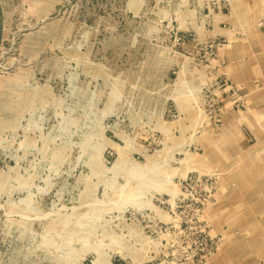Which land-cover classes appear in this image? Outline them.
<instances>
[{
  "label": "rangeland",
  "instance_id": "obj_1",
  "mask_svg": "<svg viewBox=\"0 0 264 264\" xmlns=\"http://www.w3.org/2000/svg\"><path fill=\"white\" fill-rule=\"evenodd\" d=\"M233 1L0 0V264L222 250L207 209L246 166L248 120H264L219 73L249 40L231 36ZM199 174L216 188L198 207L185 179Z\"/></svg>",
  "mask_w": 264,
  "mask_h": 264
},
{
  "label": "crops",
  "instance_id": "obj_2",
  "mask_svg": "<svg viewBox=\"0 0 264 264\" xmlns=\"http://www.w3.org/2000/svg\"><path fill=\"white\" fill-rule=\"evenodd\" d=\"M225 17V16H224ZM230 22L238 31L247 29L248 43L233 44L224 55L219 73L231 74L243 86L253 110L264 111V0H234ZM226 30V29H225ZM227 31V30H226ZM225 35V34H224ZM248 120L255 144L247 149L246 166L237 170L236 181L223 185L207 215L223 238L222 250L208 264H264V120ZM223 230L225 232H223Z\"/></svg>",
  "mask_w": 264,
  "mask_h": 264
},
{
  "label": "built area",
  "instance_id": "obj_3",
  "mask_svg": "<svg viewBox=\"0 0 264 264\" xmlns=\"http://www.w3.org/2000/svg\"><path fill=\"white\" fill-rule=\"evenodd\" d=\"M188 179L195 181L194 191L190 193V199L196 206H202L208 200H211L212 195L214 196L213 188H216V183L213 182V179L211 177H204L200 174L194 178L190 176L189 178H187V180L185 179L186 187L190 186L191 184ZM206 227L207 226L204 225V229H206ZM207 233L210 234L209 232ZM205 238L206 240L204 242V249L206 248L205 250H208V247L210 246V250H208V253L213 254L218 249V242H215L213 238L210 237L209 244L207 236Z\"/></svg>",
  "mask_w": 264,
  "mask_h": 264
},
{
  "label": "water",
  "instance_id": "obj_4",
  "mask_svg": "<svg viewBox=\"0 0 264 264\" xmlns=\"http://www.w3.org/2000/svg\"><path fill=\"white\" fill-rule=\"evenodd\" d=\"M0 18H1V12H0ZM1 20V19H0ZM0 31H1V28H0ZM0 36H1V32H0Z\"/></svg>",
  "mask_w": 264,
  "mask_h": 264
}]
</instances>
